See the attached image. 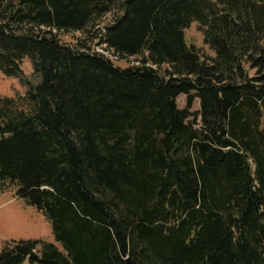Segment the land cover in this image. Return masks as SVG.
Masks as SVG:
<instances>
[{
  "label": "trees",
  "instance_id": "16d2710c",
  "mask_svg": "<svg viewBox=\"0 0 264 264\" xmlns=\"http://www.w3.org/2000/svg\"><path fill=\"white\" fill-rule=\"evenodd\" d=\"M27 59L39 83L0 97V192L58 245L0 264H264V0H0V72Z\"/></svg>",
  "mask_w": 264,
  "mask_h": 264
},
{
  "label": "rangeland",
  "instance_id": "374dc122",
  "mask_svg": "<svg viewBox=\"0 0 264 264\" xmlns=\"http://www.w3.org/2000/svg\"><path fill=\"white\" fill-rule=\"evenodd\" d=\"M81 38V33L62 34L60 36L61 41L69 45H74ZM186 38L188 44L195 46L203 55L206 57L213 56V53L205 44L203 33L200 31L197 23H194L186 31ZM103 48L105 47L95 46L96 51L103 50ZM114 62L116 66L122 69L139 65L136 59L121 62L115 60ZM23 70L25 80L22 81L18 78L7 77L0 72L1 98L23 96L29 87L39 83L40 79L34 75L31 60H25ZM26 81H29L30 84L26 83ZM178 107L181 110L186 109L187 97L185 95L179 97ZM198 111H200V101L196 100L192 112L195 113ZM18 191V187L12 186L0 192V253L7 245L20 241H43L58 245L51 221L42 212L29 205L24 198L20 197ZM25 264H31L30 260L28 259Z\"/></svg>",
  "mask_w": 264,
  "mask_h": 264
},
{
  "label": "built area",
  "instance_id": "2783aa9c",
  "mask_svg": "<svg viewBox=\"0 0 264 264\" xmlns=\"http://www.w3.org/2000/svg\"><path fill=\"white\" fill-rule=\"evenodd\" d=\"M103 47V46H102ZM105 47V46H104ZM98 52L100 53H102V54H104L106 57H108V58H111V60H113V61H115V60H117L116 58H114V57H112L111 55H109V53L108 52H105L104 51V48H103V50H98Z\"/></svg>",
  "mask_w": 264,
  "mask_h": 264
}]
</instances>
